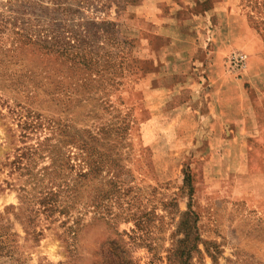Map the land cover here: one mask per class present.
<instances>
[{"label": "rangeland", "instance_id": "1", "mask_svg": "<svg viewBox=\"0 0 264 264\" xmlns=\"http://www.w3.org/2000/svg\"><path fill=\"white\" fill-rule=\"evenodd\" d=\"M200 8L163 40L158 0H0V219L28 264H264L240 195L264 178L213 130L238 108L264 133V0Z\"/></svg>", "mask_w": 264, "mask_h": 264}, {"label": "crops", "instance_id": "2", "mask_svg": "<svg viewBox=\"0 0 264 264\" xmlns=\"http://www.w3.org/2000/svg\"><path fill=\"white\" fill-rule=\"evenodd\" d=\"M179 1L186 6L181 7L178 3ZM173 2V3H172ZM190 5V6H188ZM161 6L163 9H161ZM197 6V0H158V39L166 40L169 36H166L165 29L170 27H183L187 29L188 25L196 27L201 24L202 30L205 31L204 27L210 22L209 15L210 11L204 9H195ZM200 10V11H199ZM182 14H189L190 22L186 20L181 21L179 18ZM149 16H147V19ZM184 23V26L182 24ZM190 26V27H191ZM207 29V28H206ZM200 34V33H199ZM197 35L193 36L195 39ZM202 37V38H201ZM204 39L201 35L199 39ZM204 41V40H203ZM158 61L164 62V58L158 56ZM226 102H223L225 105ZM232 111V109L230 110ZM235 116L230 118L227 115L226 108H222L220 111L221 117H218V121L214 124L213 130L215 134L217 133V125L219 131L221 130L222 139L224 140H237L241 139L246 142L247 148L244 154L241 155L240 163L234 169L225 170V172L244 174L247 177H263L264 178V148H257L253 141H262L264 140V133L260 132V125L263 123L258 117H248L245 116V112L239 110L238 108L234 109ZM222 118V122H221ZM220 119V120H219ZM221 156V155H218ZM222 195V192H221ZM241 199L248 206H256L264 203L258 199L259 196L255 192H247L246 194H240ZM220 200V204L225 205L226 201L223 199ZM263 197V196H262ZM251 206H249L251 208ZM252 217V213L249 211H243ZM230 219V218H229ZM231 220V219H230ZM237 226L232 224V229L234 230ZM226 235V234H225ZM234 231H231L230 235H226V237H233Z\"/></svg>", "mask_w": 264, "mask_h": 264}, {"label": "trees", "instance_id": "3", "mask_svg": "<svg viewBox=\"0 0 264 264\" xmlns=\"http://www.w3.org/2000/svg\"><path fill=\"white\" fill-rule=\"evenodd\" d=\"M192 215H195L192 212ZM187 214V213H186ZM29 234V233H28ZM199 235H196L195 242L199 239ZM35 236L32 238L26 236L25 243L29 241H35ZM24 244L21 243V236L13 232L12 229L4 223V220L0 219V260L6 259L8 264H28V258L26 257V248L24 249ZM193 250H197L196 243Z\"/></svg>", "mask_w": 264, "mask_h": 264}, {"label": "built area", "instance_id": "4", "mask_svg": "<svg viewBox=\"0 0 264 264\" xmlns=\"http://www.w3.org/2000/svg\"><path fill=\"white\" fill-rule=\"evenodd\" d=\"M231 60L235 66L241 67L244 64L245 56L243 54H236L232 57Z\"/></svg>", "mask_w": 264, "mask_h": 264}]
</instances>
